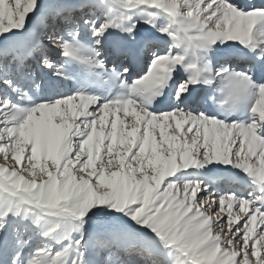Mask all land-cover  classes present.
<instances>
[{"label":"snow or ice","instance_id":"snow-or-ice-1","mask_svg":"<svg viewBox=\"0 0 264 264\" xmlns=\"http://www.w3.org/2000/svg\"><path fill=\"white\" fill-rule=\"evenodd\" d=\"M0 156V264H264V0H0Z\"/></svg>","mask_w":264,"mask_h":264},{"label":"rangeland","instance_id":"rangeland-1","mask_svg":"<svg viewBox=\"0 0 264 264\" xmlns=\"http://www.w3.org/2000/svg\"><path fill=\"white\" fill-rule=\"evenodd\" d=\"M0 163H4V160H3V157H2V156H0ZM11 163H12V162L9 161V165H10Z\"/></svg>","mask_w":264,"mask_h":264}]
</instances>
